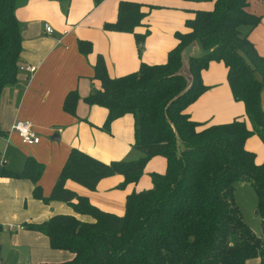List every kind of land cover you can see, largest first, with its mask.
<instances>
[{
    "label": "trees",
    "instance_id": "16d2710c",
    "mask_svg": "<svg viewBox=\"0 0 264 264\" xmlns=\"http://www.w3.org/2000/svg\"><path fill=\"white\" fill-rule=\"evenodd\" d=\"M19 1L0 0V91L15 83L19 72L21 25L14 16ZM191 1H210L211 8L194 10L184 21L186 31L174 32L176 44L164 62H140L136 70L114 77L107 75L100 55L92 66L91 78L98 87L82 100L106 109L105 131L115 118L132 116V147L138 157L102 162L71 148L47 196L38 183L43 166L31 156L19 172L0 166V175L29 179L32 197L63 201L90 218L58 213L23 223L24 229L43 234L51 249L72 253L69 260L37 264H246L254 257L264 264V162L255 163L254 153L244 148L252 135L264 145L260 106L264 56L248 39L260 16L247 10L248 0ZM144 7L152 6L120 0L115 20L102 25L105 30L132 33L138 55L147 34V29L135 31L146 26ZM191 42L201 54L193 55L194 47L189 55L187 82L179 72L180 52ZM78 49L85 54L91 47L79 40ZM211 61L225 67L231 96L243 104L249 127L243 118L215 124L194 121L187 113V106L207 89L201 71ZM77 99L74 90L67 92L63 111L73 114ZM156 155L164 159L163 171L149 172L150 186L127 194L119 215L90 204L63 185L69 179L93 189L99 179L116 174L120 180L115 187L123 188L137 183L147 160ZM236 181L252 187L260 236L243 222L234 202Z\"/></svg>",
    "mask_w": 264,
    "mask_h": 264
},
{
    "label": "crops",
    "instance_id": "0c3cea01",
    "mask_svg": "<svg viewBox=\"0 0 264 264\" xmlns=\"http://www.w3.org/2000/svg\"><path fill=\"white\" fill-rule=\"evenodd\" d=\"M118 1L20 0L14 9V16L21 25L17 63L31 64L36 69L31 74L19 71L16 82L0 91V157L2 167L14 172L22 169L28 156L41 163L43 170L38 183L43 196L49 194L71 148L102 162L135 159L140 155L132 147L130 114L112 120L109 130L105 131L102 123L106 109L87 105L82 100L92 88L98 87V81L91 78L96 56L102 57L109 77L134 71L140 62L162 63L167 51L176 44L174 32L186 31L184 21L192 17L194 10L211 8L210 1L131 0L152 6L144 7L146 26L135 28L136 32L147 29L138 55L132 33L102 27L103 23L115 20ZM247 10L260 16L259 23L249 31L248 39L256 52L264 56V0H248ZM44 23L52 28L50 34L44 32ZM79 40L90 44L89 52L79 51ZM196 50L200 49L195 47L193 52ZM225 75L222 63L209 62L201 71V81L207 89L187 106V113L194 121L215 124L243 118L249 127L243 104L233 100ZM73 90L78 99L74 113L70 114L63 111L62 101L65 94ZM22 119L29 120L39 135L36 144L21 143L11 130L12 123ZM244 148L254 153L255 163L264 162V145L257 136L247 138ZM163 169L164 159L156 155L147 160L137 183H128L123 188L115 187L120 180L116 174L99 179L93 189L69 179L63 185L90 204L119 215L124 210L125 196L147 189L149 172L161 173ZM32 187L27 178L0 175V247L7 245L14 250L15 264L69 260L72 253L51 249L43 234L24 229L22 224L41 222L58 213L71 214L80 220L90 218L73 212L63 201L32 197ZM248 204L251 206V196ZM256 262L258 264V257L248 259L246 264Z\"/></svg>",
    "mask_w": 264,
    "mask_h": 264
},
{
    "label": "rangeland",
    "instance_id": "374dc122",
    "mask_svg": "<svg viewBox=\"0 0 264 264\" xmlns=\"http://www.w3.org/2000/svg\"><path fill=\"white\" fill-rule=\"evenodd\" d=\"M203 52L204 51H202V53ZM198 54H201V50H196L195 52H193V55ZM260 102L261 107L264 111V87L262 88L260 93ZM250 196L252 206V203L255 201L252 187L246 181H236L233 183V199L236 206L238 207L243 222L249 227L254 235L260 236L262 232L260 216L255 213L256 208L251 209V206L248 204V199ZM0 258L2 260V264H15L16 262V255L14 253V250L7 245H1Z\"/></svg>",
    "mask_w": 264,
    "mask_h": 264
},
{
    "label": "built area",
    "instance_id": "2783aa9c",
    "mask_svg": "<svg viewBox=\"0 0 264 264\" xmlns=\"http://www.w3.org/2000/svg\"><path fill=\"white\" fill-rule=\"evenodd\" d=\"M43 29L46 34L52 32V28L47 24H43ZM18 71H26L29 74L33 73L36 69L34 65L17 63ZM11 130L16 133L19 140L23 144H36L39 141V135L35 131L32 123L29 120H15L11 125ZM3 159L0 157V165H2Z\"/></svg>",
    "mask_w": 264,
    "mask_h": 264
},
{
    "label": "water",
    "instance_id": "95a60500",
    "mask_svg": "<svg viewBox=\"0 0 264 264\" xmlns=\"http://www.w3.org/2000/svg\"><path fill=\"white\" fill-rule=\"evenodd\" d=\"M194 47H195L194 42L188 43L181 49V52H180L181 67L179 69V72L186 78L187 82H189V77H188V73L186 70V65L188 62L189 55L191 54ZM255 213L257 214V210H255Z\"/></svg>",
    "mask_w": 264,
    "mask_h": 264
}]
</instances>
